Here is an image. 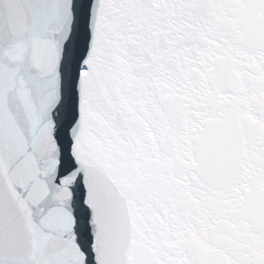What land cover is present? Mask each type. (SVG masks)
<instances>
[{"label": "snow or ice", "instance_id": "1", "mask_svg": "<svg viewBox=\"0 0 264 264\" xmlns=\"http://www.w3.org/2000/svg\"><path fill=\"white\" fill-rule=\"evenodd\" d=\"M0 264H264V0H0Z\"/></svg>", "mask_w": 264, "mask_h": 264}]
</instances>
